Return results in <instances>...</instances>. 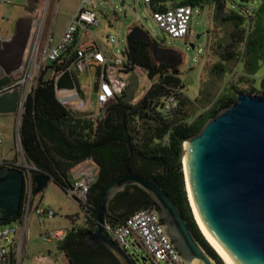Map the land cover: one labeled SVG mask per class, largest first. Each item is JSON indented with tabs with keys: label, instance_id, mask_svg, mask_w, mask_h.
<instances>
[{
	"label": "trees",
	"instance_id": "16d2710c",
	"mask_svg": "<svg viewBox=\"0 0 264 264\" xmlns=\"http://www.w3.org/2000/svg\"><path fill=\"white\" fill-rule=\"evenodd\" d=\"M171 1L152 0L149 5L156 12L170 7L167 4ZM240 1L252 5L246 17L241 10L243 6L239 7V13L234 12L235 5L223 15L225 0H185L179 3L200 8L212 5L213 17L217 21L215 26L225 32V38L214 50L218 60L212 66L211 73L216 76L228 73L238 62L239 54L234 52L237 45L239 49L241 44L244 45L241 55L245 51L249 57L251 71L255 70L254 61L264 60V0ZM153 49L136 42L134 54L126 51L131 66L139 67L151 82L134 103L125 104L122 101L123 93L105 106L95 119L66 109L58 102L54 89V78L65 71L71 62V57L62 56L41 70L22 104L17 135L26 162L36 169L32 171V178L46 175L66 194L74 182L71 176L74 170L86 161H91L95 167L96 175L89 187L86 206L84 209L79 207L85 224L81 227L71 226L64 240L56 242L57 250L64 255L68 264H119L102 246L86 247L82 237L96 231L99 195L109 181L124 173L127 148L131 149V156L126 160L131 170L153 180L174 201L195 238L211 258L222 264L192 217L181 162L184 143L200 133L210 119L235 102L233 92L236 87L231 85L227 93L211 99L210 95L204 97L200 93L199 98L190 100L184 97L178 66L157 62ZM260 87L264 88V78ZM246 92L260 93L252 87ZM169 95L175 96L178 108L163 113L161 101ZM5 166L11 165L0 164V168ZM23 200L22 192L18 215L5 221V224L21 218ZM144 208H153L146 193L137 186H129L112 200L107 224H122ZM72 222L75 223L74 220Z\"/></svg>",
	"mask_w": 264,
	"mask_h": 264
},
{
	"label": "water",
	"instance_id": "95a60500",
	"mask_svg": "<svg viewBox=\"0 0 264 264\" xmlns=\"http://www.w3.org/2000/svg\"><path fill=\"white\" fill-rule=\"evenodd\" d=\"M118 7L124 12V19L136 18V13L124 0ZM24 10L27 15L18 19L13 36L9 39L0 36V87L8 85L10 77L23 66L34 24L30 17L33 9L26 6ZM139 41L154 43L141 27L129 29L126 51L134 54V44ZM153 56L157 62L171 66H178L181 58L175 50L156 44ZM56 88L74 89L69 71L61 74ZM137 88L138 78L132 73L122 97L125 104L133 101ZM19 102L17 91L0 95V116L19 115ZM127 151L124 173L109 181L99 195L96 231L85 234L82 243L90 248L102 246L119 264H136L109 237L107 215L118 193L137 186L146 193L184 262L218 264L195 238L174 201L153 180L131 170L126 163L131 149ZM183 152L195 209L217 249L229 264H264V92H238L231 106L210 119L200 133L184 143ZM33 181L34 193L39 194L51 178L35 175ZM23 182L24 174L20 169L0 168V225L18 215Z\"/></svg>",
	"mask_w": 264,
	"mask_h": 264
},
{
	"label": "rangeland",
	"instance_id": "374dc122",
	"mask_svg": "<svg viewBox=\"0 0 264 264\" xmlns=\"http://www.w3.org/2000/svg\"><path fill=\"white\" fill-rule=\"evenodd\" d=\"M120 1L122 0H98L95 5L94 11L100 23L96 27L89 28V31L103 53L117 55L120 51H125L128 30L134 24L141 27L159 47L172 49L182 54L183 58L178 69L179 78L184 86V97L195 100L199 98L200 93H203L202 96L208 94L211 99L227 93L231 85L236 87V91L233 92L234 96L238 92L248 91L251 87L260 93L264 92V88L261 89L260 87L264 78V60L254 61L255 70L251 71L249 57L245 51L241 55L242 49H239V45L234 50L239 54V60L232 67V70L221 76L211 73L212 66L218 60L214 50L216 45L225 38L224 30L219 27L217 29L215 26L217 21L213 17L211 4L204 5L202 8L193 6L190 35L185 40H172L164 35L155 24L152 18L154 10L150 5L143 4L141 0H124L125 4L130 5L136 13L135 19L131 17L124 19V12L118 7ZM27 2L28 0H0L1 35H8L14 31L15 18L24 13ZM38 2L39 7L35 15L37 17L45 12L44 32L46 33L51 26V35L53 39H56L67 25L81 0H38ZM167 5L170 6L171 3ZM233 5H235L234 12L236 13H239V7L243 6L241 10L245 17L247 11H250L249 7L252 6L250 3H242L240 0H225L223 15ZM245 7L246 9H244ZM108 35L115 37V44L107 43L106 37ZM93 76V72L90 74L79 72L74 74V79L79 89H82L90 85ZM137 78L138 88L133 95V103L144 94L151 84L144 76L137 75ZM82 98L90 102L92 112L97 111L98 107L93 91L90 94L85 92ZM18 122L19 115L0 116V164L18 162L23 165L26 161L17 135ZM183 157L181 164L184 176ZM95 175L96 173H94ZM188 205L193 217L189 200ZM36 207L50 209L54 216L51 219L38 216L35 214ZM84 224L83 212L76 202L50 181L43 192L31 196L27 214L26 236L19 264H68L64 255L57 250L56 242L54 240L46 241L45 237L54 230H68L71 226L81 227ZM126 251L136 264H152L139 245L131 244ZM222 264L224 263L222 262Z\"/></svg>",
	"mask_w": 264,
	"mask_h": 264
},
{
	"label": "built area",
	"instance_id": "2783aa9c",
	"mask_svg": "<svg viewBox=\"0 0 264 264\" xmlns=\"http://www.w3.org/2000/svg\"><path fill=\"white\" fill-rule=\"evenodd\" d=\"M98 0H81L75 13L61 32L58 38L53 39L51 26L44 32L45 12L37 17H32L34 24L31 34V45L25 56L22 69L19 73L10 77V83L0 87V95L5 92L17 91L20 94L19 115L26 95L34 86L41 70L62 56L71 57V62L65 71H69L73 82V90L57 89L56 83L63 72L54 78L55 96L58 102L74 112L87 114L95 119L105 106L122 96L132 73L144 76L143 71L136 66H131L126 50L117 55H107L101 51L94 42V36L89 28L100 23L94 11ZM143 4H150L152 0H141ZM185 0H172L171 6L165 10L153 13L152 18L159 30L172 40H184L190 33V22L193 13L192 5H179ZM80 32L86 35L88 44L77 46ZM107 43L115 44L116 39L112 35L106 37ZM244 45H240L243 50ZM79 72L94 73L89 86L82 89L76 84L74 74ZM95 93L97 111L90 110V102L85 101L82 95L85 92ZM178 108V101L173 95L165 97L161 101V112L169 113ZM10 167L22 169L23 182V215L20 219L0 225V264H19L21 252L24 246L27 214L29 212L31 195L34 189L32 171L35 167L26 161L23 165L10 163ZM94 181V171L82 166L78 170V177L67 189L66 195L72 198L78 207L86 206L87 194L90 185ZM35 214L51 219L54 213L50 209L35 208ZM69 230V229H68ZM68 230H54L46 237V241H63ZM107 232L111 240L126 254V249L131 244L139 245L153 264H188L184 262L179 253L173 247L171 240L166 235L161 219L153 208H144L132 214L124 223L116 226H107ZM19 235L16 241L15 237Z\"/></svg>",
	"mask_w": 264,
	"mask_h": 264
},
{
	"label": "bare ground",
	"instance_id": "6f19581e",
	"mask_svg": "<svg viewBox=\"0 0 264 264\" xmlns=\"http://www.w3.org/2000/svg\"><path fill=\"white\" fill-rule=\"evenodd\" d=\"M185 147H186V145H185ZM183 170H184V178H185L184 180H185L186 192H187L188 200H189V203H190V206L192 209L193 217L195 219V223L197 224L199 231L203 235L204 239L214 249V251L219 255L222 262L224 264H229V262L226 260V258L223 257V255L217 249V247L215 246L213 241L210 239L209 235L206 233L205 228L203 227L202 223L199 220L197 211H196L195 206H194L193 197H192V193H191V189H190V183H189V179H188V172H187V167H186V153L184 154V157H183Z\"/></svg>",
	"mask_w": 264,
	"mask_h": 264
},
{
	"label": "crops",
	"instance_id": "0c3cea01",
	"mask_svg": "<svg viewBox=\"0 0 264 264\" xmlns=\"http://www.w3.org/2000/svg\"><path fill=\"white\" fill-rule=\"evenodd\" d=\"M81 3V2H80ZM39 5V2H38V0H28V2H27V7H30V9H35L36 8V12L38 11V6ZM80 5V4H79ZM79 5H78V7H79ZM77 7V8H78ZM77 8H76V10H77ZM75 10V11H76ZM75 11H74V13H75ZM36 12H35V14H36ZM73 13V14H74ZM33 15L32 17L34 18V17H36V15ZM72 14V15H73ZM27 14H26V12L24 11V13H22L20 16H18L17 18H15V23L18 21V19L20 18V17H23V16H26ZM69 22V21H68ZM16 25V24H15ZM91 28V27H90ZM14 31H15V29H14ZM14 31H12L10 34H8V35H1L0 34V36L3 38V39H9V38H11L12 36H13V34H14ZM94 42H95V39H94ZM88 44V40H87V37H84V35H83V33L82 32H80V34H79V36H78V42H77V46H86ZM95 44H96V42H95ZM97 45V44H96ZM97 47L100 49V47L97 45ZM101 50V49H100ZM82 166H86V167H88V168H91L94 172H95V167H94V164L91 162V161H86V162H84L81 166H79L75 171H74V173H72V179H73V181H75L76 179H77V177H78V170H79V168L80 167H82ZM19 239V235H17L16 237H15V240L17 241Z\"/></svg>",
	"mask_w": 264,
	"mask_h": 264
},
{
	"label": "flooded vegetation",
	"instance_id": "af4514ba",
	"mask_svg": "<svg viewBox=\"0 0 264 264\" xmlns=\"http://www.w3.org/2000/svg\"><path fill=\"white\" fill-rule=\"evenodd\" d=\"M30 8V7H29ZM35 12H36V8L33 10V12L30 14V17H32L34 14H35ZM136 25H134V24H132L131 26H130V28L129 29H132L133 27H135ZM190 35V33L187 35V37ZM186 37V38H187ZM185 38V39H186ZM184 39V40H185ZM139 42H141V43H143V44H146V45H148V48H154L155 47V44L154 43H146V42H143V41H139ZM30 45H31V38H30V41H29V43H28V46H27V49H26V55L28 54V52H29V49H30ZM168 49V48H167ZM177 52V51H176ZM178 54H180V63H181V61H182V54L181 53H179V52H177ZM179 63V64H180Z\"/></svg>",
	"mask_w": 264,
	"mask_h": 264
}]
</instances>
